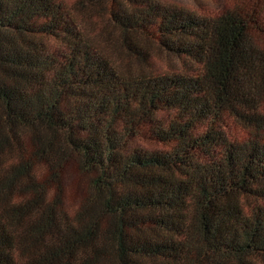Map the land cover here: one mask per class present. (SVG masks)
Listing matches in <instances>:
<instances>
[{
	"label": "trees",
	"instance_id": "obj_1",
	"mask_svg": "<svg viewBox=\"0 0 264 264\" xmlns=\"http://www.w3.org/2000/svg\"><path fill=\"white\" fill-rule=\"evenodd\" d=\"M0 167V264H264V0H0Z\"/></svg>",
	"mask_w": 264,
	"mask_h": 264
},
{
	"label": "rangeland",
	"instance_id": "obj_2",
	"mask_svg": "<svg viewBox=\"0 0 264 264\" xmlns=\"http://www.w3.org/2000/svg\"><path fill=\"white\" fill-rule=\"evenodd\" d=\"M68 4H72L75 0H65ZM161 5H174L180 8H183L185 10L194 12L198 15H209L211 14L213 11L217 10L218 8H220L223 3L225 2V0H153ZM100 8V6H98ZM97 7V10H99ZM78 13V10H77ZM94 19L97 22L98 25H100V27L102 28V32H106L107 30H112L109 22L106 20V15L104 10L97 14L96 16L94 15ZM96 23H91L88 28H92L93 26H97ZM104 35V34H102ZM100 36V35H99ZM99 36H92L93 41H95L94 43L98 46H100L97 42H100V39H98ZM152 66L155 69H159V68H163L165 69L167 66H165L163 64V62L161 60H159L158 58L154 59L152 61ZM231 132L233 133L234 136L237 137H241L244 132L239 128L238 125H232L231 126ZM17 135L20 136V142L22 143L23 149H29V147L31 145H29L28 143V137H26L23 133L22 130L17 131ZM14 144V143H13ZM18 146V145H16ZM19 148V147H18ZM14 154H16L15 152H10L6 155H4L2 158H10L11 156H13ZM8 160V159H7ZM6 160L4 159V162ZM4 162H2L1 167L4 165ZM7 162H10L7 161ZM0 167V168H1ZM72 167L68 168L67 171L64 173V179H63V185L65 187V191H66V202L68 206L73 207L77 200V193H79V187H78V182L76 181V175L73 173ZM40 176V174L38 173L37 176Z\"/></svg>",
	"mask_w": 264,
	"mask_h": 264
}]
</instances>
